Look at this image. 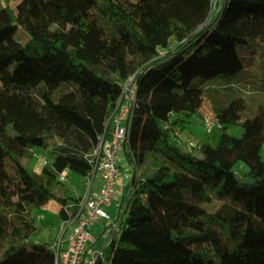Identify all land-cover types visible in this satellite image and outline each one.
Wrapping results in <instances>:
<instances>
[{
	"label": "trees",
	"instance_id": "16d2710c",
	"mask_svg": "<svg viewBox=\"0 0 264 264\" xmlns=\"http://www.w3.org/2000/svg\"><path fill=\"white\" fill-rule=\"evenodd\" d=\"M211 1L19 0L0 8V264H54L52 241L32 239V211L54 200L61 221L74 217L83 195L60 176L88 182L132 75L124 150L133 192L97 264H264V106L233 136L227 130L244 101L225 104L211 86L243 68L237 46L264 44V0H222L210 16ZM19 26L25 45L14 39ZM207 96L217 142L185 148L187 120L201 119ZM35 146L48 155L38 171L22 163Z\"/></svg>",
	"mask_w": 264,
	"mask_h": 264
},
{
	"label": "rangeland",
	"instance_id": "374dc122",
	"mask_svg": "<svg viewBox=\"0 0 264 264\" xmlns=\"http://www.w3.org/2000/svg\"><path fill=\"white\" fill-rule=\"evenodd\" d=\"M19 0H0V8L10 5L14 6ZM211 11V15H213ZM14 39L19 43L25 45L29 36L22 27H18L14 34ZM236 51L241 59L243 68L236 73L234 77L229 80L215 78L211 82V86L216 87L219 91V97L228 103L233 98H242L244 101V109L240 114V121L231 126L227 132L233 136L240 137L243 132L242 123L247 118H252L259 106H264V44L258 42H250L247 45L237 46ZM14 65H11L13 70ZM201 119L197 116H191L186 123L185 129L182 132L181 142L186 148L188 143H209L215 145L220 134L216 126L209 127L205 123V119L214 120L211 104L208 96L205 97L203 104L200 108ZM8 132L11 135H15V131L12 127H7ZM186 145V146H185ZM34 156L28 160L24 158L22 163L29 169L38 171L41 165L48 158L45 149L40 147H34ZM261 159L264 163V144L260 151ZM120 167V165H119ZM240 173L248 171L246 165H238L235 168ZM63 175H68L66 179L62 181L65 188L72 191L73 196L85 195L88 184L85 179L76 174H69L66 171ZM60 188L55 187L54 191L59 193ZM130 194V193H129ZM118 206L116 201H112L110 207L106 210L112 220H115L118 215ZM122 207H124L122 205ZM59 206L54 200H50L45 203L41 208L32 211V214L36 217L37 231L32 235V239H36L42 242L56 241L62 230V221L58 215ZM126 216L123 217L125 220ZM92 224L90 226V232L96 238H98L97 245L101 247L104 243V237L100 235L101 225Z\"/></svg>",
	"mask_w": 264,
	"mask_h": 264
},
{
	"label": "built area",
	"instance_id": "2783aa9c",
	"mask_svg": "<svg viewBox=\"0 0 264 264\" xmlns=\"http://www.w3.org/2000/svg\"><path fill=\"white\" fill-rule=\"evenodd\" d=\"M221 4L222 0H212L211 11L216 14ZM135 93L136 87L132 75L122 85V92L113 114L110 138L102 139L92 154V170L87 182L88 188L79 202V210L74 217L62 221L59 237L52 242L54 264H97L99 258L103 256L105 247L118 232L120 217L117 215V218L112 220L106 209L115 198V186L121 175L118 163L120 154L129 141ZM205 123L209 127H220L216 119H205ZM188 145L191 146L192 143ZM96 178H99V187L97 190H92V184ZM60 179L65 178L60 176ZM126 203L124 207L122 205L118 207V214L124 212ZM97 222H101L100 235L105 239L101 247L97 245L98 238L92 235L89 229Z\"/></svg>",
	"mask_w": 264,
	"mask_h": 264
},
{
	"label": "crops",
	"instance_id": "0c3cea01",
	"mask_svg": "<svg viewBox=\"0 0 264 264\" xmlns=\"http://www.w3.org/2000/svg\"><path fill=\"white\" fill-rule=\"evenodd\" d=\"M119 165H120L121 175L115 186V198L113 202L116 201V205L124 206L130 196L129 193H131L132 191L131 180L134 174L133 166L128 162L126 155H125V150H123V152H121L120 154V161L118 163V166ZM98 187H99V178H96L93 181L92 190H97ZM100 223L101 222H97L94 224L100 226Z\"/></svg>",
	"mask_w": 264,
	"mask_h": 264
},
{
	"label": "water",
	"instance_id": "95a60500",
	"mask_svg": "<svg viewBox=\"0 0 264 264\" xmlns=\"http://www.w3.org/2000/svg\"><path fill=\"white\" fill-rule=\"evenodd\" d=\"M240 182L242 184H251V183H253V181L250 178H248V177L241 178Z\"/></svg>",
	"mask_w": 264,
	"mask_h": 264
}]
</instances>
